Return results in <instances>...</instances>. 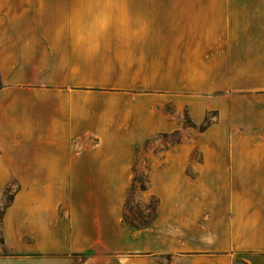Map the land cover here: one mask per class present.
Here are the masks:
<instances>
[{"label":"crops","instance_id":"1","mask_svg":"<svg viewBox=\"0 0 264 264\" xmlns=\"http://www.w3.org/2000/svg\"><path fill=\"white\" fill-rule=\"evenodd\" d=\"M163 256L264 264V0H0V264Z\"/></svg>","mask_w":264,"mask_h":264},{"label":"rangeland","instance_id":"2","mask_svg":"<svg viewBox=\"0 0 264 264\" xmlns=\"http://www.w3.org/2000/svg\"><path fill=\"white\" fill-rule=\"evenodd\" d=\"M166 111L168 113L173 111V106L169 105L166 107ZM216 115L217 112L213 111L209 113L207 116V120L200 126H194V124L191 123V121L188 119L187 115L185 114L184 119L186 118V123L188 125L193 126L192 131L190 133V138L197 139L199 136L200 132L203 131L210 123H212L214 120H216ZM181 139V135L179 133H173V134H166V135H161L155 139L148 140L147 142L144 143L143 146L140 148H137L136 150V156H135V162H134V171L135 175L133 178H136V184H135V189L138 187L137 190L133 191L130 195L128 196V202L125 203V218L127 221L132 222L135 225H143L147 222H150L156 215V207L158 204V199L157 197H151L147 202H143L140 199H137L135 197V192L139 189L140 185H149V176H148V171L150 168V162H149V157L152 154H159L162 155V153L168 149L171 145L174 143L179 142ZM193 156L197 159H200L203 154L202 151L198 148L194 150ZM132 181V183H133ZM132 183L130 187L132 186ZM16 186L14 183H12L9 186V190L14 189ZM129 187V188H130ZM149 187V186H148ZM147 187V188H148ZM145 190V189H144ZM129 194V190H128ZM6 200H10V194L7 193ZM170 256H163L162 259L158 260L159 264H175V262H169ZM241 263V260L239 261ZM115 263L117 264V258ZM246 264V263H243Z\"/></svg>","mask_w":264,"mask_h":264},{"label":"trees","instance_id":"3","mask_svg":"<svg viewBox=\"0 0 264 264\" xmlns=\"http://www.w3.org/2000/svg\"><path fill=\"white\" fill-rule=\"evenodd\" d=\"M135 184H136V178L134 179V181H133V183H132V186L129 188V194H128L129 197H130V195H131V193H132L133 191H135V190L138 189V187L135 189ZM148 186H149V185H143V184H142V185L139 186V189H147ZM126 202H128V198H127ZM155 217H156V215H155ZM155 217H154V218H155ZM123 218H124V220H125L126 222L131 223L132 225H135V224H133L132 222L126 220V218H125V214H124ZM154 218H153V219H154ZM147 223H149V222H147ZM147 223H145V224H147ZM143 225H144V224H143ZM135 226H138V225H135Z\"/></svg>","mask_w":264,"mask_h":264}]
</instances>
